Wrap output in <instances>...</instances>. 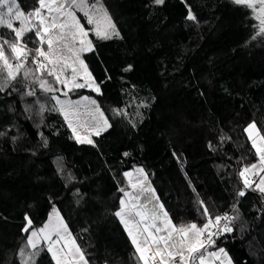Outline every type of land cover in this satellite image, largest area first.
Masks as SVG:
<instances>
[{
    "label": "trees",
    "instance_id": "obj_1",
    "mask_svg": "<svg viewBox=\"0 0 264 264\" xmlns=\"http://www.w3.org/2000/svg\"><path fill=\"white\" fill-rule=\"evenodd\" d=\"M101 1L119 36L94 37L84 60L99 93L77 96L121 110L128 137L78 143L59 111L37 114V100L54 104L39 90L24 96L18 81L17 91L0 93V264H20L25 215L38 229L53 206L91 264H137L113 215L123 173L136 167L177 225L205 222L198 199L213 216H238L213 247L234 264H264V194H236L240 171L258 161L243 129L254 121L264 133V36L252 39L259 21L233 0ZM20 3L28 11L33 0ZM0 35L11 38L6 28ZM36 264L54 262L45 250Z\"/></svg>",
    "mask_w": 264,
    "mask_h": 264
},
{
    "label": "snow or ice",
    "instance_id": "obj_2",
    "mask_svg": "<svg viewBox=\"0 0 264 264\" xmlns=\"http://www.w3.org/2000/svg\"><path fill=\"white\" fill-rule=\"evenodd\" d=\"M164 2L165 0H154L156 5H163ZM233 2L251 9L254 19L259 21L258 25H254L257 31L252 39L264 36V0H233ZM77 12L82 13L87 24L94 27L86 29ZM187 19L196 20L191 10ZM0 27L6 28L11 36L6 38L0 35V93L9 89L17 91L14 85L22 80L25 87L23 95L35 97L38 86L41 95L55 101V104L46 107L45 103L37 100V114L59 111L68 122V126L73 128L69 121L71 105L79 104V101H61L55 94L61 91L56 85H63L69 91L89 87L99 92L98 85L93 87L94 78L81 58V53L94 51L92 41L88 38L90 31L94 32L98 39L119 36L101 0H33L28 11L21 7L20 0H0ZM30 35H34L31 43L35 47L32 48L28 46ZM69 70L70 79L69 75H66ZM49 77L52 79L49 80ZM81 79L84 83L78 82ZM63 94L66 96L67 92ZM91 103L95 105L96 101L92 100ZM26 111L31 112L32 106L27 105ZM115 111L117 115L123 114L121 110ZM103 124L110 127L106 118ZM104 130L105 127L97 125L94 134L99 135ZM243 131L255 150L258 164L247 165L240 171L243 188L238 189L236 194L243 197L246 195L243 189L253 187L254 190L264 194V175H261L264 173V133L254 121ZM73 132L75 134V128ZM4 134L0 132V135ZM76 139L78 143H94L88 137L76 135ZM44 144L47 146L46 138ZM124 155L128 156L129 153L125 152ZM135 171L143 177L137 179L135 183L132 182V172H124L123 175L128 179L129 186L138 191L134 194L120 187L118 191L122 196L119 198V207L113 215L118 218L127 233L134 248L133 256L137 264H211L212 261L231 264L224 248L214 251L208 249L215 245L213 237L233 231L230 224L239 219L238 216L229 217L227 214L213 216L205 202L198 199L197 203L202 209L201 215L205 218V222L202 225L196 222L177 225L168 212L163 210V204L152 205V200H158V197H155V190L147 183L144 169L137 168ZM249 173L260 176V180L250 181ZM145 193L152 195L145 196ZM233 210L235 211V208ZM25 220L27 224L22 231L29 235L24 248L20 249V264H36L39 255L45 250L54 264H91L86 250L78 243V238L73 236L55 206L49 213L48 221L38 229L32 228V220L27 215ZM29 248L32 249L31 252L26 251Z\"/></svg>",
    "mask_w": 264,
    "mask_h": 264
},
{
    "label": "rangeland",
    "instance_id": "obj_3",
    "mask_svg": "<svg viewBox=\"0 0 264 264\" xmlns=\"http://www.w3.org/2000/svg\"><path fill=\"white\" fill-rule=\"evenodd\" d=\"M101 3H102V1H101ZM104 8H105V6H104ZM108 14H109V12H108ZM77 16L80 17L81 23L84 25V27L86 29H91V28L94 27L93 25H88L87 24V21L83 17L82 13L77 12ZM94 37H96L94 32L90 31L88 38L91 39L92 44H93ZM6 38H8V37H6ZM32 39H34V35H30V37H29V45L28 46L30 48L35 47V45L31 43ZM87 53L88 52L81 53V58L83 60H84L85 54H87ZM65 54L70 55L69 53H65ZM31 67L34 68L35 65H31ZM66 75H69V79L71 78L70 70H69V73H66ZM48 79L51 80L52 78L49 77ZM21 82L24 83L22 80H21ZM78 82L84 83V80L81 79ZM95 85H97L96 82L93 85V87H95ZM56 86L61 89L60 92L55 93L56 95H58L60 97L61 101H68V100L79 101V104L71 105L72 111H71V113L69 115V121L72 123L73 128H75V134L73 132V128H71V130H72V132H73L75 137H76V135H79L81 137H88L91 140H94L95 138H102V137H119V138L127 139V137H128V135H126V133L128 134L127 127H126L124 121L122 120L121 115H117V113L115 111L116 109H114V107L110 106L107 103L100 102L95 97L77 96L79 91H81V90H86V91H89V92H93L94 94H98L99 92L94 91L93 88H89V87H84V88H80V89H75L73 91H69L63 85H56ZM37 90H39L38 86H37ZM64 92H67L66 96L63 94ZM82 97H90L91 99L83 100V99H81ZM44 100L46 102H50V104H52V103L55 104V101H51V100L47 99L46 97H44ZM92 100L96 101L95 105L91 103ZM97 108L99 109L98 111H97ZM101 113H103V116H101ZM105 118L107 119L108 124L110 125V127L104 126L103 120ZM97 125H99L101 127H105L106 130L101 131L99 135H95L94 133H95V128H96ZM256 163L258 164V161ZM258 167H259V165H258ZM137 168H142V167H136V168L128 171V172H132L133 173V176H132V182L133 183H135L137 179H143V177H140L139 174L136 173L135 169H137ZM144 172H145V170H144ZM261 175H264V173H261ZM248 178H249L250 181H255V182H258L260 180V176H253V175H251V173L248 174ZM242 180H243V178H242ZM126 182H127V189L126 190L129 191V192H133L135 194L138 191V189L137 190L132 189L129 186L127 178H126ZM147 183H149L150 186L154 189V187L151 185V183L148 180V178H147ZM144 195L145 196H149V195H152V193H145ZM154 195H155V197H158V200L153 199L152 200V205H157L158 206L159 204H163L161 202L156 190L154 192ZM142 199H144V197H142ZM152 205H149V207H151ZM158 210H159V208H158ZM163 210H166L164 205H163ZM53 238H55V237H53ZM41 243L43 244V241H41ZM208 250L209 251H214V250H217V249H215L214 247H211ZM226 253H227L228 258L231 261V264H234L231 256L228 254L227 251H226ZM211 264H220V261H212Z\"/></svg>",
    "mask_w": 264,
    "mask_h": 264
},
{
    "label": "built area",
    "instance_id": "obj_4",
    "mask_svg": "<svg viewBox=\"0 0 264 264\" xmlns=\"http://www.w3.org/2000/svg\"><path fill=\"white\" fill-rule=\"evenodd\" d=\"M230 217V216H229ZM213 239H215V237H213ZM205 255H206V253H205Z\"/></svg>",
    "mask_w": 264,
    "mask_h": 264
}]
</instances>
